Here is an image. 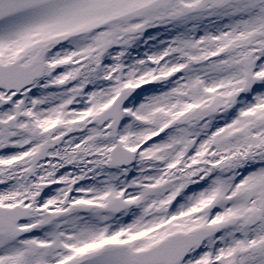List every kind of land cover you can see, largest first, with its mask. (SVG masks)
I'll return each mask as SVG.
<instances>
[{"label":"snow or ice","instance_id":"6c2138e0","mask_svg":"<svg viewBox=\"0 0 264 264\" xmlns=\"http://www.w3.org/2000/svg\"><path fill=\"white\" fill-rule=\"evenodd\" d=\"M0 264H264V0H0Z\"/></svg>","mask_w":264,"mask_h":264}]
</instances>
